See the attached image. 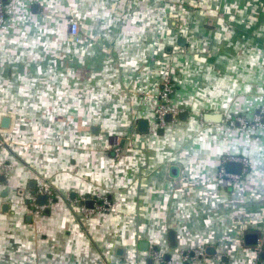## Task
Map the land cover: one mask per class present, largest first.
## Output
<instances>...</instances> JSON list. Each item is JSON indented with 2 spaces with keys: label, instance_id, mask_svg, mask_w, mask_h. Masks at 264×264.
Masks as SVG:
<instances>
[{
  "label": "crops",
  "instance_id": "obj_1",
  "mask_svg": "<svg viewBox=\"0 0 264 264\" xmlns=\"http://www.w3.org/2000/svg\"><path fill=\"white\" fill-rule=\"evenodd\" d=\"M6 7L0 264H264V126L238 121L264 109V0ZM168 75L177 119L160 127ZM41 181L55 196L36 213ZM103 196L107 211L84 212Z\"/></svg>",
  "mask_w": 264,
  "mask_h": 264
},
{
  "label": "built area",
  "instance_id": "obj_2",
  "mask_svg": "<svg viewBox=\"0 0 264 264\" xmlns=\"http://www.w3.org/2000/svg\"><path fill=\"white\" fill-rule=\"evenodd\" d=\"M3 16V15H1ZM71 34H73L74 36H76L78 34V28L76 24H72L71 26ZM175 90V86H174V82H173V78L171 75L167 76L164 78L162 86L160 88V91L157 95V99H158V105L156 108V117L157 120L162 124H165L167 122V116L169 114H172L173 116V120L177 119V110L172 108L170 105V98L172 96V94L174 93ZM261 113L264 115V109L261 111ZM261 113H255L254 116L252 117V121L249 122L246 117H240L238 119V121L243 124L244 126H250L251 128H255L257 126H264V121L262 122V120H264V118L262 117ZM252 123V125L250 124ZM226 170L225 168H221L220 170V174L221 175H226ZM52 192V190L50 189V187L48 185L45 184H40L37 192H36V196L32 197L30 204L32 206V208L35 211H44L46 209V206L43 204H40L37 199L39 198L40 195H44L46 194L47 196ZM95 208V206H94ZM93 208V209H94ZM264 250V246H260L259 248V253L261 254L262 251ZM186 256V255H185ZM161 262H163V264L165 263L164 260H162ZM262 261L260 260V255L259 257H257L254 260V264H259ZM170 263V262H169Z\"/></svg>",
  "mask_w": 264,
  "mask_h": 264
},
{
  "label": "water",
  "instance_id": "obj_3",
  "mask_svg": "<svg viewBox=\"0 0 264 264\" xmlns=\"http://www.w3.org/2000/svg\"><path fill=\"white\" fill-rule=\"evenodd\" d=\"M6 2H7V0H5ZM180 117L182 116V113H180V115H179ZM183 117H184V115H183ZM204 117H206V118H208L209 117V119H214L216 116H213L212 114H204ZM216 119V118H215ZM9 118L8 117H5L4 119H3V121H2V126L3 127H8L9 126ZM167 122H172V120H173V116H172V114H169L168 116H167ZM264 121V120H263ZM139 128H140V130H142V129H144V128H146V121H140V123H139ZM242 170H243V164L241 163V162H236V161H230V162H228V164H227V171L229 172V173H231V174H238V175H240L241 173H242ZM38 202L40 203V204H46V202H47V196L46 195H40L39 196V198H38ZM95 201L93 200V199H90L89 197H88V199L86 200V206L88 207V208H94V205H95V203H94ZM257 235L256 234H248L247 236H246V240H247V242L248 243H250V244H257V242H258V240H257ZM175 243L173 242L172 243V245H174ZM208 248H210V249H212V250H214L215 251V247H213V246H209ZM213 251V254L214 253H216V251L214 252ZM206 255H212L208 250L206 251ZM263 259H264V254H263ZM172 260V255L171 254H165L164 255V261H165V263L164 264H169V262ZM197 260L198 261H200V262H202L203 260H204V255L203 254H201V255H199L198 256V258H197ZM186 264H190L189 262H187Z\"/></svg>",
  "mask_w": 264,
  "mask_h": 264
},
{
  "label": "rangeland",
  "instance_id": "obj_4",
  "mask_svg": "<svg viewBox=\"0 0 264 264\" xmlns=\"http://www.w3.org/2000/svg\"><path fill=\"white\" fill-rule=\"evenodd\" d=\"M7 13H8V11H7V7H6V1L5 0H0V25L2 26L3 24H4V22L6 21V18H7ZM1 15H3V16H1ZM169 76V75H168ZM175 86V85H174ZM159 91H160V89H159ZM159 93V92H158ZM158 95V94H157ZM170 103V102H169ZM157 105V104H156ZM171 105V104H170ZM171 107L172 108H174L172 105H171ZM156 108H157V106L155 107V109H154V114H155V117H156ZM175 109V108H174ZM177 110V109H176ZM156 121H157V123L160 125V127H164L166 124H167V122L165 123V124H161L158 120H157V117H156ZM235 121H236V119L235 120H232V123L234 124L235 123ZM249 121V120H248ZM250 122V121H249ZM262 122H263V120H262ZM241 124V123H240ZM251 125H252V123H250ZM40 183H42V184H44L42 181L40 182ZM50 187V186H49ZM50 189L52 190V192L47 196L46 194H44V195H46L47 196V201H48V197H49V199H52L54 196H55V192H54V190L50 187ZM38 190V189H37ZM34 196H36V194L34 195ZM84 199H85V197H82V198H80V200L79 201H83V202H85V204H84V212L86 213V214H92V213H94V211H98V209H100V211H107L108 209H109V207H110V205H111V201H110V199H108V197L107 196H103V197H101V198H99V200H98V203H96V205H94L95 206V208L93 209V208H88L87 206H86V201H84ZM29 201H31V200H29ZM37 201H38V199H37ZM28 205H29V207H30V209L32 210L33 208H32V206H31V204L30 203H28ZM45 206H46V208H48V206H49V204H48V202H46V204H44ZM46 210V209H45ZM44 210V211H45ZM33 211H35L34 209H33ZM44 211H38L39 213H41V212H44ZM36 213H38L37 211H35Z\"/></svg>",
  "mask_w": 264,
  "mask_h": 264
}]
</instances>
